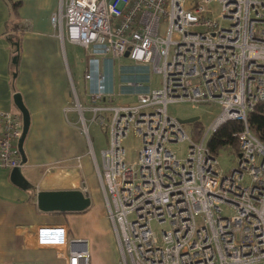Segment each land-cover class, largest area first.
Segmentation results:
<instances>
[{
  "label": "built area",
  "instance_id": "built-area-1",
  "mask_svg": "<svg viewBox=\"0 0 264 264\" xmlns=\"http://www.w3.org/2000/svg\"><path fill=\"white\" fill-rule=\"evenodd\" d=\"M52 24L63 46L82 47L90 58L91 105L82 104L71 79L73 105L123 263L264 264V144L248 126L249 113L264 102V0H62ZM127 53L159 74L161 86L138 80L135 68L121 90L136 102L115 104V64ZM183 103L218 109L210 126L198 121V139L171 111ZM232 121L244 128L235 135L237 165L224 173L208 142ZM91 125L107 129L101 164ZM131 130L142 141L134 161L125 148ZM22 134V116L0 112V169H23ZM180 144L189 145L185 159ZM154 223L170 229L157 233ZM69 235L67 226L40 227L37 239L48 241L37 245L67 264H89V244Z\"/></svg>",
  "mask_w": 264,
  "mask_h": 264
},
{
  "label": "crops",
  "instance_id": "crops-1",
  "mask_svg": "<svg viewBox=\"0 0 264 264\" xmlns=\"http://www.w3.org/2000/svg\"><path fill=\"white\" fill-rule=\"evenodd\" d=\"M15 1L22 6L13 14L0 0V112L21 115L14 97L22 96L31 117L22 173L33 188L17 187L11 181L12 170L0 169V264H67L54 250L38 247L48 240L37 239V231L44 226H67L71 234L91 213L45 214L33 197L37 189L63 190L50 186L57 175L52 171L63 164V133L69 135L64 146L75 150L74 158L89 161L80 122L67 117L78 113L69 107L63 43L52 24L62 0ZM17 56L18 64H14Z\"/></svg>",
  "mask_w": 264,
  "mask_h": 264
},
{
  "label": "rangeland",
  "instance_id": "rangeland-1",
  "mask_svg": "<svg viewBox=\"0 0 264 264\" xmlns=\"http://www.w3.org/2000/svg\"><path fill=\"white\" fill-rule=\"evenodd\" d=\"M214 7L219 9V6L213 4ZM166 31V24L162 25L161 35ZM63 60L65 61L66 68L68 70L67 76V89L70 94V106L74 108L75 96L73 93V86L71 79L76 85L77 93L84 106H90L89 99L87 98L88 82L85 78V72L90 67V58L84 48L74 46L69 43H65L63 46ZM136 68V77L138 80L151 79L152 89L160 88L161 76L150 70L149 65L139 64L131 58H124L117 61L114 69V82L116 102L115 104L136 102V97H127L122 94L121 86L123 84V77L127 80L132 79V71ZM72 77V78H71ZM126 82V81H125ZM64 95V94H63ZM171 111L180 120H189L194 117H200L201 122L205 127L210 126L215 115L218 113V109L214 106H200L197 109H193L191 104L183 103L171 106ZM70 121L79 119L76 114H68ZM87 121L91 119L89 113L85 114ZM199 122V123H201ZM90 123H88L89 125ZM82 127V124H80ZM192 124L184 125L187 133L191 134L193 131ZM79 134V133H78ZM80 135V134H79ZM86 139V154L90 153V145L87 137ZM89 137L93 143L94 151L99 163L101 164L102 152L108 149L109 140L107 135V129L101 128L95 125L89 127ZM69 138L67 133H63V164L60 169H54L51 174H57L51 187L62 188L63 190H80L83 188L82 184L85 183L89 188L90 196L92 199V208L87 212L91 213L89 218L82 225H75L72 228V233L69 235L70 240H85L89 243L90 261L89 264H124L121 254L119 242L115 233L114 226L107 214L106 201L101 188L100 180L98 177L95 164L88 155L89 161L87 164L85 161H80L82 167H79V163L75 156V150L70 147L64 146ZM73 138V137H72ZM73 140H75L73 138ZM142 141L137 138L131 130L128 138L125 141V148L127 151L128 159L134 161L137 157V151L141 149ZM188 144H180L176 146V150L179 152V158L185 159L187 157ZM220 168L224 173H228L237 165V156L230 154L228 151H222L218 157ZM70 174V175H69ZM34 183H37L34 179ZM39 182V181H38ZM78 184V185H77ZM78 186V187H74ZM77 188V189H76ZM85 213V214H87ZM131 220L134 217H130ZM154 230L160 233L162 230H169L168 224L158 225L153 224Z\"/></svg>",
  "mask_w": 264,
  "mask_h": 264
},
{
  "label": "water",
  "instance_id": "water-1",
  "mask_svg": "<svg viewBox=\"0 0 264 264\" xmlns=\"http://www.w3.org/2000/svg\"><path fill=\"white\" fill-rule=\"evenodd\" d=\"M129 53L126 54V58ZM14 64H18V56L13 59ZM14 104L21 113L23 119V134L18 142V150L25 165L27 159L23 149L25 139L28 135L31 125V117L28 109L23 103V98L20 94L14 97ZM200 117H194L189 120H180L183 125L197 123ZM11 181L14 185L21 189L33 188L22 173V169H14L11 174ZM34 199L40 212L45 214H85L92 208V199L90 194L83 193L80 190H55V191H40L34 193Z\"/></svg>",
  "mask_w": 264,
  "mask_h": 264
},
{
  "label": "trees",
  "instance_id": "trees-1",
  "mask_svg": "<svg viewBox=\"0 0 264 264\" xmlns=\"http://www.w3.org/2000/svg\"><path fill=\"white\" fill-rule=\"evenodd\" d=\"M9 7L11 13L16 14L22 3L15 0H3ZM194 138L198 139L202 132L201 123L191 125ZM248 126L250 131L264 144V102H259L248 115ZM244 125L237 121H232L222 126L209 140L208 148L218 157L222 151L239 155V143L236 134L242 131Z\"/></svg>",
  "mask_w": 264,
  "mask_h": 264
}]
</instances>
